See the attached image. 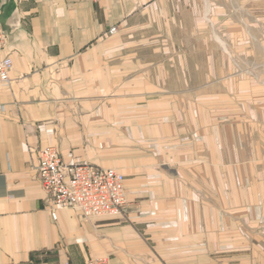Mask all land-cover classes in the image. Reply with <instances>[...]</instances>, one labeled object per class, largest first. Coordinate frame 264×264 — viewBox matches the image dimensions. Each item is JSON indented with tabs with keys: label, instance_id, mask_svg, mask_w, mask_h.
Returning <instances> with one entry per match:
<instances>
[{
	"label": "crops",
	"instance_id": "obj_1",
	"mask_svg": "<svg viewBox=\"0 0 264 264\" xmlns=\"http://www.w3.org/2000/svg\"><path fill=\"white\" fill-rule=\"evenodd\" d=\"M250 5L264 12V0H0L12 60L0 84V264H264V106L224 108L223 121L218 100L202 106V66L169 62L181 20L199 27L201 59L203 6ZM47 146L64 163L121 171L125 214L50 204L36 174Z\"/></svg>",
	"mask_w": 264,
	"mask_h": 264
},
{
	"label": "rangeland",
	"instance_id": "obj_2",
	"mask_svg": "<svg viewBox=\"0 0 264 264\" xmlns=\"http://www.w3.org/2000/svg\"><path fill=\"white\" fill-rule=\"evenodd\" d=\"M250 7L252 8L245 10L240 6H235L232 11L214 10L212 12L208 6H203L201 59L193 58L192 55L193 36L197 35L199 30L197 25L195 28L189 25L192 17L187 16L181 20L177 35L179 41L171 43L170 46L169 62L173 68L202 66V106H210L211 98L218 100L214 106L218 110L215 113L218 117L224 118L223 121L230 118L226 115L224 108H240L239 112H242V108H246L247 105L251 111H257L258 106H264V43L260 42V39H264V26H258V17L260 15L264 17V12H258L252 5ZM184 12H181V15ZM115 32L116 27H109L107 35H114ZM109 45L112 46L113 42H110ZM211 52L217 53L214 55L215 60L210 58ZM213 62H216L214 72H210V67L214 66ZM148 66L155 65L151 62ZM173 73L175 74V72ZM173 78L178 79V76L171 75L172 80ZM191 78L193 81L195 78L193 74ZM166 93L169 95L178 94L177 96L191 95V97H187L185 103L182 102V105L193 100V92ZM180 108L179 102H171L172 113L179 111ZM177 117L178 115H176V119ZM174 125L176 126V124Z\"/></svg>",
	"mask_w": 264,
	"mask_h": 264
},
{
	"label": "built area",
	"instance_id": "obj_3",
	"mask_svg": "<svg viewBox=\"0 0 264 264\" xmlns=\"http://www.w3.org/2000/svg\"><path fill=\"white\" fill-rule=\"evenodd\" d=\"M5 47L6 35L0 24V84L9 82L12 69L10 56L3 53ZM36 174L54 207L77 209L85 216L94 217L116 218L127 211L124 176L114 168L86 163H64L57 149L47 146L38 153ZM58 264L71 263L63 261ZM82 264L109 263L106 257H97L88 258Z\"/></svg>",
	"mask_w": 264,
	"mask_h": 264
}]
</instances>
